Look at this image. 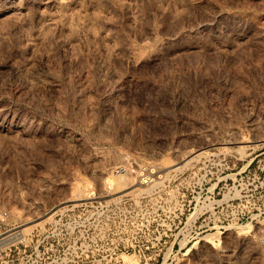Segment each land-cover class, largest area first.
Segmentation results:
<instances>
[{"label":"rangeland","instance_id":"1","mask_svg":"<svg viewBox=\"0 0 264 264\" xmlns=\"http://www.w3.org/2000/svg\"><path fill=\"white\" fill-rule=\"evenodd\" d=\"M2 218L0 264H264V0H0Z\"/></svg>","mask_w":264,"mask_h":264},{"label":"built area","instance_id":"2","mask_svg":"<svg viewBox=\"0 0 264 264\" xmlns=\"http://www.w3.org/2000/svg\"><path fill=\"white\" fill-rule=\"evenodd\" d=\"M7 213L5 212V215H6ZM4 217V216H3ZM4 223H5V218H2L1 220H0V260H1V257H2V243L4 242V238L6 237V236H4L3 237V233L5 232V229H4Z\"/></svg>","mask_w":264,"mask_h":264},{"label":"bare ground","instance_id":"3","mask_svg":"<svg viewBox=\"0 0 264 264\" xmlns=\"http://www.w3.org/2000/svg\"><path fill=\"white\" fill-rule=\"evenodd\" d=\"M109 180H110V179H109ZM111 181H112V180H110V181L107 180L108 185H110V186H111V183H112ZM112 185H113V184H112ZM110 186H109V187H110ZM9 238H10V237H9ZM6 239H7V238H6ZM223 255H226V257L228 258V262L231 261V255H230V254H227V253H226V254H223ZM226 261H227V260H226Z\"/></svg>","mask_w":264,"mask_h":264}]
</instances>
